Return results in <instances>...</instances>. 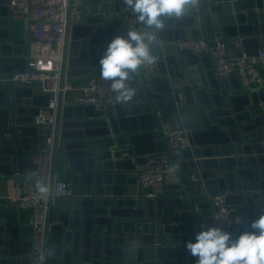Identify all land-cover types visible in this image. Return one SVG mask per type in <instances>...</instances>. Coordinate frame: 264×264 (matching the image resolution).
<instances>
[{
  "label": "water",
  "instance_id": "1",
  "mask_svg": "<svg viewBox=\"0 0 264 264\" xmlns=\"http://www.w3.org/2000/svg\"><path fill=\"white\" fill-rule=\"evenodd\" d=\"M111 1L90 0L91 17L67 23L62 87L98 78L107 42L127 34L122 0L119 17L113 16ZM8 3L0 0V183L19 178L31 156L53 137L42 264H196L184 245L202 226H221L234 236L252 230L251 222L264 214V116L250 110L259 94L243 92L235 72L218 78L207 55L169 41L187 37L188 30L192 37L241 36L246 52L256 54L264 37V0H202L194 12L168 21L169 30L153 50L163 48L165 57L154 72L141 68L133 74L138 94L129 105L115 100L99 113L93 105L65 102L61 90L53 131L35 122L52 94L35 83L10 80L14 70L25 68L27 50L17 56ZM167 119L187 131L192 148L177 162L185 171L181 183L148 197L135 187L134 173L158 148L170 153L162 130ZM59 170L78 196L53 197ZM189 171L198 172L197 181ZM224 191L227 202L237 206L240 227L214 219L204 202ZM17 216L15 207H0V264H31L30 243L17 250Z\"/></svg>",
  "mask_w": 264,
  "mask_h": 264
},
{
  "label": "built area",
  "instance_id": "2",
  "mask_svg": "<svg viewBox=\"0 0 264 264\" xmlns=\"http://www.w3.org/2000/svg\"><path fill=\"white\" fill-rule=\"evenodd\" d=\"M125 27L139 29L141 25L135 13L122 0ZM9 17L24 24L27 31L26 65L24 69L14 70L12 82H30L39 85L46 93L52 94L47 106L41 107L35 122L55 128L57 121V104L61 90H79L76 102L93 105L101 111L107 104L115 103L110 82L98 78L79 82H65L61 86L64 43L67 23L71 26L84 23L83 10L87 0H9ZM256 54H248L243 46L241 36L224 38L214 36L207 38L187 36L183 39L169 41L177 49L190 50L196 55H207L211 68L218 78L228 77L235 72L242 86V91H253L259 94L256 105L251 111L264 116V38ZM233 47L230 48L229 43ZM155 63L142 68L143 72H154L158 62L165 57L164 52H153ZM263 94L260 96V94ZM165 147L145 156V162L137 165L134 175L137 185L145 189L148 197L163 195L169 185H178L182 181V169L177 165L184 150L192 145L185 129L174 128L170 119L162 122ZM54 144L53 137H48L46 147L31 156L30 165L19 173V178L5 180L4 189H0V207L10 205L17 210L31 209L30 219V256L31 264L43 263L45 231L49 196H41L35 188V179L31 174L51 186L53 170ZM190 179L198 180L197 171H189ZM15 176V175H14ZM53 197L73 198L78 196L74 183L66 178L55 179ZM228 192L210 195L212 217L227 227H240L243 220L237 206L227 202Z\"/></svg>",
  "mask_w": 264,
  "mask_h": 264
},
{
  "label": "clouds",
  "instance_id": "3",
  "mask_svg": "<svg viewBox=\"0 0 264 264\" xmlns=\"http://www.w3.org/2000/svg\"><path fill=\"white\" fill-rule=\"evenodd\" d=\"M136 15L141 27L129 29L107 42L99 60L100 77L110 82L116 103L129 105L138 92L132 84L134 73L155 63L153 50L160 35L168 30V21L197 10L202 0H123ZM36 191L51 195V186L31 174ZM250 231L238 236L221 226H202L194 240L185 242V249L196 264H264V214L251 222Z\"/></svg>",
  "mask_w": 264,
  "mask_h": 264
},
{
  "label": "crops",
  "instance_id": "4",
  "mask_svg": "<svg viewBox=\"0 0 264 264\" xmlns=\"http://www.w3.org/2000/svg\"><path fill=\"white\" fill-rule=\"evenodd\" d=\"M93 6L91 5L90 0H87V6L83 10V17L84 18H86V17L90 18L91 17L92 11L95 8V5H93ZM111 6L113 7V10H112L113 16L119 17L121 15V13H122L121 12L122 8H121L120 3L118 2V0H112L111 1ZM96 10H98V8ZM8 29H9L10 34H12V36L16 37L17 43H16V45H14V47H15V51L17 52V56L22 57V54H24V50H25V46H26L25 41L27 39L26 27L24 26L23 23L18 22V21H13V20L10 19V23H9V28ZM190 34L191 33L188 30L187 36L188 37L191 36ZM217 36H221L222 37L221 34H217ZM248 46L253 48L254 44L253 43H249ZM158 51L159 52H163L164 49L161 48ZM81 82L82 81H80L79 83L81 84ZM79 94H80V91L78 89L77 90L67 91L64 94V100H65V102H76V99H77ZM102 111H103V109L101 111H99V113H101ZM182 172L185 173L184 170H182ZM58 174L61 175V178H59V179H63L61 170H59ZM4 185H5V181H2L0 183V189L1 190L4 189ZM135 187H139V186L137 185ZM57 199L63 201V199H67V198H57ZM208 199H209V197L205 198L204 202H209ZM31 215H32V210L31 209H20V210H18L17 220H13V223L19 224L18 225L19 227H18V229L16 231V234H17V239L16 240L19 243V245L17 246V250H21V251L25 250V248H26L25 242L30 243V236H31L30 219H31Z\"/></svg>",
  "mask_w": 264,
  "mask_h": 264
}]
</instances>
